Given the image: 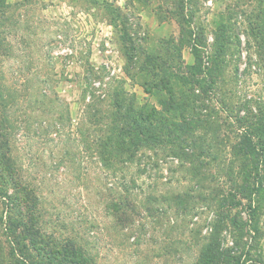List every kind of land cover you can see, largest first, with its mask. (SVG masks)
I'll return each instance as SVG.
<instances>
[{
	"label": "rangeland",
	"instance_id": "rangeland-1",
	"mask_svg": "<svg viewBox=\"0 0 264 264\" xmlns=\"http://www.w3.org/2000/svg\"><path fill=\"white\" fill-rule=\"evenodd\" d=\"M177 2L0 0V146L33 189L43 230L76 238L95 264H196L215 228L226 247L252 245L254 223L264 253V208L252 220L242 199L247 233L233 225L236 208L210 199L229 198L234 181L216 164L235 161L239 119L264 112V0ZM117 102L151 111L150 121L200 111L216 153L197 167L152 144L105 164L95 140L132 119ZM232 167L253 183L240 160Z\"/></svg>",
	"mask_w": 264,
	"mask_h": 264
},
{
	"label": "trees",
	"instance_id": "trees-1",
	"mask_svg": "<svg viewBox=\"0 0 264 264\" xmlns=\"http://www.w3.org/2000/svg\"><path fill=\"white\" fill-rule=\"evenodd\" d=\"M181 1V3L177 2L180 6L186 5L184 0ZM179 22L183 27L185 17L183 20L182 16L183 23ZM166 80L167 77L163 79V81ZM167 81L169 82V79ZM205 91L208 92V90ZM171 94L175 93L171 90ZM117 104L124 118L132 117V119L116 121L115 131L95 140L94 149L105 164L118 162L120 158L126 156L134 160L142 147H150L152 144H162L161 148L164 151L197 167L207 165L204 158L213 157L216 153L214 151L216 149L211 144L205 143L207 130L211 128V119L202 117L203 114L196 109L187 118L182 115L181 122L169 123L168 121L148 120L149 115L152 114L151 111L147 112L143 108L136 109L133 103L125 109L121 108L120 102ZM200 108L203 110L206 107L201 106ZM258 116L255 114L239 119L238 122L243 123L245 133L237 143L238 145L233 148L235 161L240 160L243 163L241 175L251 173L249 177L253 183L248 178L239 183L236 175H233L235 170L232 164L235 161L224 168L218 163L216 166L219 174L224 173L234 182L229 186V198L223 199L219 193L210 198L217 203L219 210L229 207L230 211L231 208H236L233 225L238 229L246 228L247 233L249 223L243 220L242 211L238 210L239 206L243 205L242 199L249 201L248 208L252 220L257 218L258 207L264 208V139L255 140L258 133L264 134V112ZM257 117L259 121H253ZM122 126L128 129L127 133L124 132ZM199 127L204 134L194 138V133ZM187 137L190 138V142L187 141ZM247 160L252 161L250 169L246 164ZM253 173H255L254 176ZM18 176L19 170L14 164L11 150L9 148L4 150L0 146V182H2L0 183V195L7 200L3 201L4 209L0 216V225L2 224L5 236V239L0 237V264H95L92 255L76 238L70 236L65 240H57L43 230V225L34 212L36 205H31L29 202L33 189L26 183L24 184ZM12 186L13 191L10 190ZM124 188L123 190L127 192L126 186ZM114 206V210L119 208L117 204ZM252 226L249 233H256L255 236L252 235V245H249L242 237L235 238L232 247H226L225 243L223 244L222 231L218 227L215 228L211 236L205 238V244L196 264H264V253L255 245L261 234L260 227L255 223Z\"/></svg>",
	"mask_w": 264,
	"mask_h": 264
}]
</instances>
